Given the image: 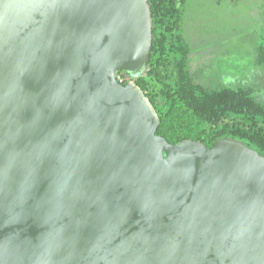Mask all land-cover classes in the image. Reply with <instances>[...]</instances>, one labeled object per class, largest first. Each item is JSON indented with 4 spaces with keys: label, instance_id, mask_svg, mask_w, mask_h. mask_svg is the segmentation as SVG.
<instances>
[{
    "label": "water",
    "instance_id": "obj_1",
    "mask_svg": "<svg viewBox=\"0 0 264 264\" xmlns=\"http://www.w3.org/2000/svg\"><path fill=\"white\" fill-rule=\"evenodd\" d=\"M149 0H0V264H264V155L168 142L132 80Z\"/></svg>",
    "mask_w": 264,
    "mask_h": 264
},
{
    "label": "rangeland",
    "instance_id": "obj_2",
    "mask_svg": "<svg viewBox=\"0 0 264 264\" xmlns=\"http://www.w3.org/2000/svg\"><path fill=\"white\" fill-rule=\"evenodd\" d=\"M174 28L183 49L180 57H187L195 81L205 86L251 85L256 89L255 97L264 102V63L256 61L254 50L260 41L259 35L264 39V0H184L179 5ZM261 42L264 44V40ZM177 60L178 57L172 55L167 61L160 62L154 74L146 72L130 77L120 70L116 76L122 81L142 77L140 82L146 86L149 96L154 97L153 105L161 108L166 97L153 89L158 80L170 84L172 90L176 88L173 62ZM178 104H174V115H179L181 125L184 123L195 130L208 132V127L202 126L189 111L177 108ZM172 131L169 126V134Z\"/></svg>",
    "mask_w": 264,
    "mask_h": 264
},
{
    "label": "trees",
    "instance_id": "obj_3",
    "mask_svg": "<svg viewBox=\"0 0 264 264\" xmlns=\"http://www.w3.org/2000/svg\"><path fill=\"white\" fill-rule=\"evenodd\" d=\"M182 2L184 0H149L154 38L147 74L156 73L158 64L167 61L172 55L178 57L177 62H173L176 88L172 90L170 84L158 80L156 89H153V92L161 93L166 97L163 107L158 108L154 105L159 117L156 133L165 137L170 143L189 138L202 141L209 147L213 146L216 138L238 137L256 147L258 152L264 155V102L255 97V87L227 84L205 86L195 81L191 75L187 57H180L183 49L179 46L174 33V24ZM259 36L260 41L254 48L255 59L264 63V44L261 42L264 39ZM139 78L141 79L134 82L154 104V97L149 96L146 86L140 82L143 78ZM176 102L179 103L177 108L189 111V114L202 122V126L208 127V132L195 130L184 123L181 125L178 120L179 115H174ZM169 126L173 128L171 134H169Z\"/></svg>",
    "mask_w": 264,
    "mask_h": 264
},
{
    "label": "built area",
    "instance_id": "obj_4",
    "mask_svg": "<svg viewBox=\"0 0 264 264\" xmlns=\"http://www.w3.org/2000/svg\"><path fill=\"white\" fill-rule=\"evenodd\" d=\"M118 81L121 82V83H124V81H122V80H119V79H118Z\"/></svg>",
    "mask_w": 264,
    "mask_h": 264
}]
</instances>
